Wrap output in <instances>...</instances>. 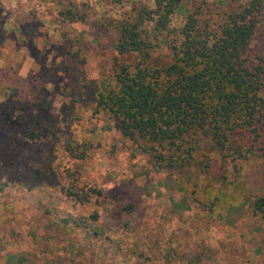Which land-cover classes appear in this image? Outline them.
Returning <instances> with one entry per match:
<instances>
[{
    "label": "rangeland",
    "instance_id": "1",
    "mask_svg": "<svg viewBox=\"0 0 264 264\" xmlns=\"http://www.w3.org/2000/svg\"><path fill=\"white\" fill-rule=\"evenodd\" d=\"M253 1L249 57L264 65V0H183L169 30L144 25L155 64L171 60L191 13L213 36ZM154 6L0 0V264H264V217L252 210L264 197V121L258 140L231 139L249 158L201 139L181 173L156 168L145 143L97 109L117 67L136 62L115 50L118 24ZM72 183L90 199L71 198Z\"/></svg>",
    "mask_w": 264,
    "mask_h": 264
},
{
    "label": "trees",
    "instance_id": "2",
    "mask_svg": "<svg viewBox=\"0 0 264 264\" xmlns=\"http://www.w3.org/2000/svg\"><path fill=\"white\" fill-rule=\"evenodd\" d=\"M182 1L154 0V8L144 7L118 24L115 50L119 56L134 55L136 62L117 67L115 85L102 90L97 107L112 115L124 136L145 143L156 168L181 173L201 148V139H209L225 159L249 158V150L231 139L236 132H250L258 140L264 121V65L249 57L259 24L258 4L226 13L213 36L191 13L180 30L181 42L171 45V60L156 65L158 44L144 25L153 24L157 33L169 30ZM77 186L72 183L67 194L79 202L90 199ZM4 188L0 182V192ZM252 210L264 217V197L252 203Z\"/></svg>",
    "mask_w": 264,
    "mask_h": 264
},
{
    "label": "crops",
    "instance_id": "3",
    "mask_svg": "<svg viewBox=\"0 0 264 264\" xmlns=\"http://www.w3.org/2000/svg\"><path fill=\"white\" fill-rule=\"evenodd\" d=\"M17 10L16 9H14V12H16Z\"/></svg>",
    "mask_w": 264,
    "mask_h": 264
}]
</instances>
